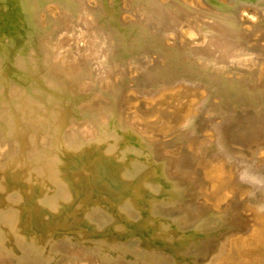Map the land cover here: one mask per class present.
Masks as SVG:
<instances>
[{
	"label": "bare ground",
	"instance_id": "6f19581e",
	"mask_svg": "<svg viewBox=\"0 0 264 264\" xmlns=\"http://www.w3.org/2000/svg\"><path fill=\"white\" fill-rule=\"evenodd\" d=\"M0 264H264V0H0Z\"/></svg>",
	"mask_w": 264,
	"mask_h": 264
}]
</instances>
